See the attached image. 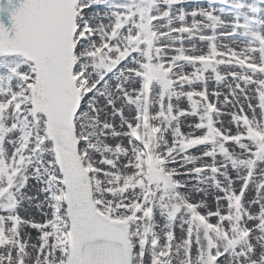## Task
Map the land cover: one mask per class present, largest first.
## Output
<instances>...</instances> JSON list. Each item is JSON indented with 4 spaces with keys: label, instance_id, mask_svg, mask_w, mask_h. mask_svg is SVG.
I'll return each instance as SVG.
<instances>
[{
    "label": "snow or ice",
    "instance_id": "1",
    "mask_svg": "<svg viewBox=\"0 0 264 264\" xmlns=\"http://www.w3.org/2000/svg\"><path fill=\"white\" fill-rule=\"evenodd\" d=\"M185 3L0 0V264H264V0Z\"/></svg>",
    "mask_w": 264,
    "mask_h": 264
},
{
    "label": "bare ground",
    "instance_id": "2",
    "mask_svg": "<svg viewBox=\"0 0 264 264\" xmlns=\"http://www.w3.org/2000/svg\"><path fill=\"white\" fill-rule=\"evenodd\" d=\"M197 3H198V4H201V5H203V6H206V0H186L185 6H186L187 8L190 9L191 7L195 6ZM209 87H210V89H211L212 87H214V85L210 84ZM184 106H187L186 102H185ZM222 119H224L225 121H227V120L229 119V117H228V116H224V117H222ZM183 130H184L185 132L189 131V129H187V128H185V129H183ZM233 130H234V129H233ZM200 151H201V149H200L199 147H197L196 149L189 150L190 154H199ZM182 179H185V178H182ZM192 183L195 184L196 181L193 179V180H192ZM238 186H239V185H237V187H238ZM247 195H248L249 197H251V196L253 195V193H248ZM200 198H201V197H200L199 195H197V196L195 197V199H197V200H199ZM208 199H209V204H210V206H213V208H214V205L212 204V198L209 197ZM21 214H22V215H26V213H21ZM31 214L34 215L35 218H36L37 220L42 219V217H41L39 214H37L35 211H33ZM157 219H159V217H157ZM177 234H179V229H177ZM32 236H33V239H35L36 232H35L34 230L32 231Z\"/></svg>",
    "mask_w": 264,
    "mask_h": 264
}]
</instances>
